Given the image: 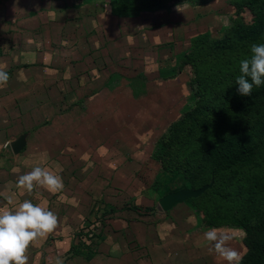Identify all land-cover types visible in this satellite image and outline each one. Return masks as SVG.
Returning a JSON list of instances; mask_svg holds the SVG:
<instances>
[{"label": "rangeland", "instance_id": "1", "mask_svg": "<svg viewBox=\"0 0 264 264\" xmlns=\"http://www.w3.org/2000/svg\"><path fill=\"white\" fill-rule=\"evenodd\" d=\"M46 1L47 3H42L45 4L43 9H53L54 6L63 9V0L62 4L59 0ZM238 1L207 0L202 4H194L172 0L163 7L164 9L159 10L152 6L147 7L139 0H66L67 8H77L79 13V8H82L81 19L84 21L79 22L81 25H78L77 30L69 32V35H75L73 41L65 37L66 30L61 31L60 40L56 43L53 38L51 42L47 40L46 31L38 33L35 38L42 47L39 62L30 68V72H33L32 75L37 79L33 88L28 89L27 84L33 82L24 78L19 83L7 82L8 85L0 89L24 85L25 91L31 90L29 96L21 97L20 105L24 107L21 111H26L28 105H34V112L39 118L41 116L42 122L47 123L54 119H58L60 124L65 122L69 104L72 102L70 96L76 98L74 100L78 104L85 101L89 104L95 101L96 104L99 98L102 106L109 109L106 108L102 114L104 121L100 120L105 127V134L101 132L97 135L96 126L93 124L95 122H88L91 128L88 134L90 142L94 137H97L98 141L95 142L97 147L90 144V161L92 158H101L108 162L107 153L112 152L115 144L110 148L104 147L103 150L101 148L104 144L101 142L112 137L113 131L119 138H126L125 141L130 142L127 147L122 148L130 149L127 151L131 158L128 163H134L132 169L136 173V179L134 177L132 185L114 186L109 189V183L115 178L105 176L106 180L110 178L109 182H105L106 190L99 194L98 199L95 198L97 200L93 204L96 207L92 208L93 204L90 202L81 224L73 226L74 230L67 241L69 244L77 233H81V240L87 244L81 247L80 254L75 255L70 264H98L102 258L105 259L104 264H117L118 260L123 264H226L214 253L209 252L203 239V233L211 228L235 230L237 236L231 246L242 258L247 254L248 246L244 242L246 230L234 223L210 226L204 219L203 206L198 207L194 199H186L169 210L162 208L160 200L168 193L184 188L197 189L201 186H193L197 176L194 171L174 170L171 165L161 167L157 162V154L163 151L160 143L165 140L161 138L175 120L195 105L189 81L191 68L186 66L180 70L178 54L189 49L191 38L194 36L207 33L212 38L221 37L225 27L220 22V17H227L230 24L232 18L238 16L250 22L252 13L249 8L239 6ZM178 5L186 6L184 12L177 11ZM145 7L152 10L146 12L143 9ZM131 8L138 9L139 15L136 13L128 15L130 17L113 16L112 10ZM111 32L115 33L113 41ZM94 33L97 34L98 42L88 37ZM89 39L92 41L89 42ZM46 44L48 46H45ZM96 56L99 63H103L94 67L100 71V75L96 77L95 74V78H81V73L88 70L85 69L87 64L82 61L90 62L95 60ZM144 67L147 69L145 80L139 77ZM160 67L163 72L169 71L168 75L159 74ZM96 90L99 93L103 91L104 96L101 94L86 97ZM1 103L6 110L13 105L9 100ZM3 115L5 114L0 112V116ZM255 121L256 117H246L244 124L253 125ZM215 124L194 146V151L197 152L195 163L200 161L202 153L212 144L233 128L243 126L239 123L232 126L221 118H218ZM68 132L69 130L66 131ZM58 134L63 135V130ZM133 142H136L134 146L131 144ZM152 151L157 156H154L155 160L151 157ZM105 162H101V165L106 169ZM120 163L119 167H124L126 161ZM182 164L184 166L186 163ZM213 182L211 179L207 183L209 191L200 200L202 205L210 206L211 201L213 203L217 198L218 191L214 193L212 190ZM89 194L92 196L91 191ZM55 195L51 200H57L62 206L66 204L70 208L75 205L74 200L70 202L62 198L64 195ZM101 198L114 204L105 202L107 210L112 206L116 210L106 214L102 236L88 240L85 233L99 232L102 225L97 218L100 208H104V201L98 202ZM229 209L230 207H225L223 212L228 213ZM93 252L99 254V257L91 263L84 257ZM65 258L61 257L63 260Z\"/></svg>", "mask_w": 264, "mask_h": 264}, {"label": "crops", "instance_id": "2", "mask_svg": "<svg viewBox=\"0 0 264 264\" xmlns=\"http://www.w3.org/2000/svg\"><path fill=\"white\" fill-rule=\"evenodd\" d=\"M59 2L61 3V0ZM63 2V4L61 3L63 9L54 6L53 9L47 8V10L46 8L43 9L45 4L42 5V3H47L46 0H0V70L8 74V83H19L25 78L33 82L27 84L28 89L29 87L33 88L37 79L32 75L33 72H30V68L39 62L41 57L40 47H42V44L37 42L35 38L38 33L46 31L48 34L47 40L51 42V38H53L56 43L58 39L60 40L61 31L66 30L65 37L71 39V42L73 41L72 38L75 35H69V32L72 33L77 30L78 25H81L79 22L84 21L81 19L82 8H79L81 9L79 13L76 10L77 8H67L66 0H63ZM74 10L77 12L74 13ZM113 16L117 17L118 15L113 14ZM96 35L94 33L88 37H92L98 42ZM111 35L113 41L115 33L111 32ZM103 38L102 36V40ZM90 41L92 40L89 39ZM45 46H48V44ZM82 63L87 64L85 69L88 70L81 73V78H95V74L96 77L100 75V71L94 68L103 65V63H99L97 56L95 60L82 61ZM89 66L94 69L89 68ZM146 70L144 67L141 72L142 75L139 76L143 80L146 79ZM13 71L18 72L13 73ZM167 72L169 71L163 72L161 67L159 68V74L168 75ZM7 85V83L0 84V89ZM25 88L23 85L0 90V112L5 114L0 116V207L13 208L15 204L27 199L56 213L58 216L57 229L47 239L39 240L29 247L27 252L28 264H50L51 258L57 256L60 258L66 257L67 259L63 260L64 264H70L75 255H69L72 240L69 241V244H67V241L74 230L73 226L81 224L83 214L89 209L90 202L93 204L98 199L99 194L101 195L106 190L105 182H109L110 178L106 180L105 176L115 178L113 179L115 182H110L112 185L109 183V189L114 186L126 187L132 185L133 180L136 179V173L132 169L134 163H128L131 158L127 151H130V149L122 148L127 147L130 142H126V138H119L116 136L117 133L115 134L113 131L111 133L112 137H109L105 142H101L104 144L101 148L103 150L104 147L110 148L111 145L115 144L112 152L107 153L108 162L101 158H92L90 161L88 157L90 144L97 147L96 143L98 141L97 137H94L90 142L88 134L91 128L88 122H95L93 124L96 126L97 135L101 132L105 134V131H103L105 127L100 120L104 121L102 114L109 107L102 106L103 103L99 101V98L96 104H94L95 101H91V104L86 101L78 104L74 100L76 98L70 96L69 99L72 102L69 104L70 107L63 124H60L58 119L49 120L48 123L47 121L42 122L41 116L39 118V115L34 112L36 106L28 105L26 111H21L24 108L20 105L22 103L21 97L29 96L32 92L31 90L25 91ZM100 92L96 90L95 93L91 92L86 97L91 98L103 94V91ZM6 100H9L10 104L13 103L8 110L1 106V102ZM48 107L50 109V106ZM61 130H63V135L58 134ZM65 130H69V132L66 133ZM135 143L131 144L134 146ZM151 157L154 159L153 151ZM120 161H126L124 167H119ZM101 162L107 164L106 169L101 165ZM63 165L65 166L63 167ZM37 166L60 176L63 181V188L56 193H50L43 188L36 187L31 194L17 189L16 181L18 177ZM64 189L66 190L62 192ZM89 191H91L92 196H90ZM55 194L57 196L64 195L62 198L70 200V202L74 200L75 205L69 208L66 204L62 206L63 204L57 200H51V197L56 196ZM8 197L13 199L14 203L12 205L8 204ZM100 201L106 202L102 198L98 200V202ZM106 203L114 205L112 202ZM94 204L92 208L96 207ZM73 218L75 221H71L74 220ZM97 257H99V254L95 252L90 258H86V256L84 258L93 263L98 259ZM104 262L105 259L102 258L101 263L98 264H104ZM117 264L123 263L118 260Z\"/></svg>", "mask_w": 264, "mask_h": 264}, {"label": "trees", "instance_id": "3", "mask_svg": "<svg viewBox=\"0 0 264 264\" xmlns=\"http://www.w3.org/2000/svg\"><path fill=\"white\" fill-rule=\"evenodd\" d=\"M139 1L160 10L172 0ZM238 5L249 8L250 22L241 16L232 18L231 26L224 28L221 37L212 38L207 33L194 36L189 49L178 54L180 70L186 66L191 68L189 81L195 105L169 126L161 138L165 140L162 144L159 142L163 151L158 157L153 152V157L158 158L161 167L171 165L174 170L194 171L197 174L194 187L213 179L212 190L218 191V195L213 203L210 199V206L200 203L209 189L190 199H194L198 207L203 206L204 219L210 226L234 223L246 230L244 242L248 252L240 264H264V85L254 87L251 96H242L235 84L239 61L249 55L250 45L264 43V0H239ZM127 10L116 9L112 13L127 17L140 13L134 8ZM246 117H256L255 123L244 124ZM218 118L232 126L238 123L243 126L233 128L212 144L195 163L194 146L216 125ZM104 203L97 214L102 224L100 231L85 233L88 240L102 236L106 214L116 210L113 206L107 210ZM225 207H230L228 213L223 212ZM81 239L82 234L77 233L72 240L70 256L79 255L81 247L87 245Z\"/></svg>", "mask_w": 264, "mask_h": 264}, {"label": "clouds", "instance_id": "4", "mask_svg": "<svg viewBox=\"0 0 264 264\" xmlns=\"http://www.w3.org/2000/svg\"><path fill=\"white\" fill-rule=\"evenodd\" d=\"M182 5L177 11L184 12ZM225 28L230 27L227 17H220ZM239 74L235 77L237 91L242 96H251L253 88L264 85V43L250 45L249 55L239 61ZM8 74L0 70V84H6ZM17 189L31 194L36 187L50 193L63 188L62 178L50 170L40 166L20 175L16 181ZM9 205L14 203L7 198ZM58 227V216L53 211L34 204L31 200H23L13 208L0 207V264H28L29 247L39 240L47 239ZM235 230L211 228L203 233L210 253H214L226 264H240V253L231 246L236 238ZM64 264L60 257H53L50 264Z\"/></svg>", "mask_w": 264, "mask_h": 264}, {"label": "water", "instance_id": "5", "mask_svg": "<svg viewBox=\"0 0 264 264\" xmlns=\"http://www.w3.org/2000/svg\"><path fill=\"white\" fill-rule=\"evenodd\" d=\"M209 185L205 184L197 189L184 188L175 192L168 193L160 200V205L164 210L171 209L177 203L185 201L189 198H194L200 196Z\"/></svg>", "mask_w": 264, "mask_h": 264}]
</instances>
